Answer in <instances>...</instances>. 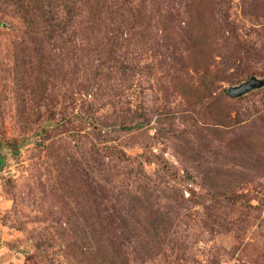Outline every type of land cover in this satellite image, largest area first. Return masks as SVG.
I'll return each instance as SVG.
<instances>
[{"label": "rangeland", "instance_id": "374dc122", "mask_svg": "<svg viewBox=\"0 0 264 264\" xmlns=\"http://www.w3.org/2000/svg\"><path fill=\"white\" fill-rule=\"evenodd\" d=\"M3 1L0 264H264V86L229 93L264 79V0H156L169 48L99 56L119 28L107 10L68 30L89 49L51 50L46 69L18 65L25 26ZM186 9L250 32L237 58L215 50L210 93L186 61Z\"/></svg>", "mask_w": 264, "mask_h": 264}, {"label": "trees", "instance_id": "16d2710c", "mask_svg": "<svg viewBox=\"0 0 264 264\" xmlns=\"http://www.w3.org/2000/svg\"><path fill=\"white\" fill-rule=\"evenodd\" d=\"M157 1L4 0L3 3L14 8L25 26L23 32L25 37L23 36L22 42H20L23 46V51L20 57V64L18 65L23 67L22 69H46L48 66L47 61L51 57V50L58 49L60 52H64L67 50L72 51L73 48L79 50V47H82L79 51L84 52L87 48L89 49L88 44H90V39L85 38V45L80 46V43H77L75 40V31L70 34L68 30L70 27L80 22L96 23L105 19L104 14L107 10L111 11L113 17L117 19L119 28L110 33V37L108 36L109 38L106 44H101L94 49L97 50L101 48L99 56H102L106 52L110 53V55L115 54V49L119 43H122L121 41H128V43H137L139 45L141 42V44L149 42L148 39L151 38L153 40L151 42L158 45L160 41L157 39H161L162 42L160 43L162 45L160 46L169 48L170 45L167 42L168 37L166 36L167 34H164V31H168V22L171 17L170 15H168V17L164 16L162 11L159 10L160 8L155 6ZM77 10L78 12L75 14ZM185 13L187 14L185 19L187 21L185 28L187 36L186 41L189 44V58L186 61L188 67L199 75L202 86L210 93L215 82L221 78L220 73L216 72V69L213 70L210 68L211 62H217L214 56L215 50H218L219 46L223 50V57L227 59L237 58L235 54L239 49H243L246 41L248 42L246 35H248V33L250 35V32H246L243 34L244 36H240V34H238L240 32H235L234 25L231 22L229 23V21L223 29L214 26L212 29L207 30L206 27L202 26L203 21L197 16L194 18L199 21V24L194 26L192 24V15L188 13L187 9ZM155 16L159 20V24L161 22L163 25L162 35L159 36L156 33V35H158L156 37H147L146 30L154 26L152 22ZM79 19H81L80 22L78 21ZM193 26L196 29L200 27L204 28L198 32L194 31ZM73 28L76 30V27ZM250 28L251 30L249 31H253L256 35H260L259 30L252 27ZM84 34L87 37L89 34H92V31L88 30L84 32ZM211 35L218 37L222 45H218V39L211 44L209 42ZM102 48L105 50H102ZM254 49H256V47H254ZM58 56H60V53H58ZM111 59L114 58L112 57ZM104 65L105 63L101 62L100 65L97 66V69H102ZM134 128L135 125L133 127L130 125L127 130H132ZM111 149H114V147H111ZM1 165L0 156V167ZM60 185L62 189L69 186L66 181L61 182ZM112 258H114V256Z\"/></svg>", "mask_w": 264, "mask_h": 264}, {"label": "water", "instance_id": "95a60500", "mask_svg": "<svg viewBox=\"0 0 264 264\" xmlns=\"http://www.w3.org/2000/svg\"><path fill=\"white\" fill-rule=\"evenodd\" d=\"M264 86V79H257L255 77L250 78L248 81L242 83L239 86L231 87L229 93L233 97H239L244 93H247L251 89Z\"/></svg>", "mask_w": 264, "mask_h": 264}]
</instances>
